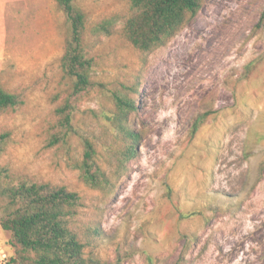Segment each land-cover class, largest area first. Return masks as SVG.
I'll use <instances>...</instances> for the list:
<instances>
[{
	"label": "rangeland",
	"instance_id": "rangeland-1",
	"mask_svg": "<svg viewBox=\"0 0 264 264\" xmlns=\"http://www.w3.org/2000/svg\"><path fill=\"white\" fill-rule=\"evenodd\" d=\"M74 3L95 60V84L79 100L60 68L68 26L55 0H0V87L21 102L0 112V131L11 133L0 166L77 192L84 253L105 264H264V0H204L148 53L122 36L125 1ZM105 20L110 33L95 39ZM112 91L136 100L142 136L124 164L107 122ZM69 97L74 133L51 144L55 111ZM83 139L111 189L87 187L75 169ZM14 257L0 227V264Z\"/></svg>",
	"mask_w": 264,
	"mask_h": 264
},
{
	"label": "trees",
	"instance_id": "trees-1",
	"mask_svg": "<svg viewBox=\"0 0 264 264\" xmlns=\"http://www.w3.org/2000/svg\"><path fill=\"white\" fill-rule=\"evenodd\" d=\"M131 15L122 27V36L134 49L148 53L165 46L200 11L204 0H123ZM65 15L68 33L60 68L70 80L71 96L79 100L94 86L92 77L94 58L84 43L86 18L74 0H55ZM107 20L93 28V37L99 39L110 33ZM254 66V64H252ZM137 94V88L124 87ZM113 110L107 116L113 134L120 142L118 162L124 164L138 155L141 133L133 124L137 111L136 100L125 91L110 92ZM70 97L55 111L51 144H65L74 133ZM17 95L0 87V112L20 105ZM201 123V121H199ZM198 125L195 126V130ZM11 133L0 131V158L5 153ZM84 151L75 169L83 183L96 190L111 189L112 183L95 160L92 144L82 140ZM0 227L10 233L15 257L10 264H105L87 257L74 220L81 207V197L65 186L30 179L14 178L8 169L0 166ZM97 231V228L94 229Z\"/></svg>",
	"mask_w": 264,
	"mask_h": 264
}]
</instances>
